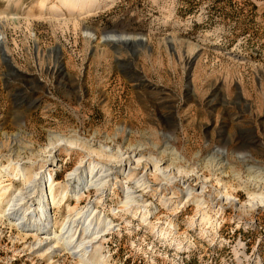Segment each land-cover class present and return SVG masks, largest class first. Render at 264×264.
<instances>
[{"label":"rangeland","instance_id":"374dc122","mask_svg":"<svg viewBox=\"0 0 264 264\" xmlns=\"http://www.w3.org/2000/svg\"><path fill=\"white\" fill-rule=\"evenodd\" d=\"M91 162L109 182L75 200ZM9 165L57 169V233L89 206L112 227L49 255L3 220L0 264H264V0H0V181L25 192Z\"/></svg>","mask_w":264,"mask_h":264},{"label":"bare ground","instance_id":"6f19581e","mask_svg":"<svg viewBox=\"0 0 264 264\" xmlns=\"http://www.w3.org/2000/svg\"><path fill=\"white\" fill-rule=\"evenodd\" d=\"M129 39L131 38L126 40L129 41ZM121 41H123L122 37L114 42ZM54 136L50 138L52 147L49 152H51V157H53L57 147L60 146L59 144L55 145L56 140H61L62 142H65V144L68 143L70 146L86 142L77 136L75 139L73 136L63 138V136L57 135L55 137L56 140ZM94 152L96 151L94 150ZM50 160L53 161V163L50 165L56 166V163H54L55 160ZM50 165L46 166L43 171L41 170V172H37L35 174V178L32 179L30 176L33 171L26 167L21 166L19 171H16V168H13L12 165L3 168L5 173L11 170L14 171L13 173L16 177L15 179L22 180L26 184V191H17L13 184L1 186L2 181H0V223L3 222V220H9L11 223H13V225L24 232H36V245L38 246V250L41 251L47 247L45 253H48L49 255L51 253H55L56 249L59 247L73 250L74 254L76 255V222L85 225L89 231L92 232L91 234L95 236L99 235L105 228L110 229L108 226H111L112 221L107 220L105 215H100L101 213L99 214V211L94 212V206H89L87 210L84 209V212H78L81 214V217L79 218V214L77 216V220L76 212L75 214L73 213L74 217L70 218L68 222L66 221L67 224L63 225L60 233H57L55 228L59 227V224L55 219L53 208H59L61 206V202L66 199L69 191L63 188V190L59 191L57 195V189H59V183H56L55 179V171L57 169H55V167L49 168ZM109 172V168L103 166L99 167L95 162L89 163V165L84 168L78 167L77 169L73 170V173H70V182L75 184V188L72 190V193L70 192V194L75 200H80L81 197H83L82 195L90 188L95 187L99 190H103L109 182L108 179H106ZM123 172L130 177L131 169H129L127 172L126 169H124ZM3 175V172L0 171V176ZM141 181L142 180L140 179L137 180L139 187L145 185V183L140 184ZM141 199L142 195L135 196L132 191L127 189L126 204L134 203ZM261 201L264 202V199H261ZM29 202H31V204H29ZM143 202L140 204V206L146 208L148 204H143ZM32 204H36V207L33 210L31 209ZM69 208L71 207L69 206ZM41 234H46L44 239L39 237ZM101 247L102 246L100 245H91L89 251L86 250V247L84 250H82V259H85L86 257V261L91 264L89 254L100 253Z\"/></svg>","mask_w":264,"mask_h":264}]
</instances>
